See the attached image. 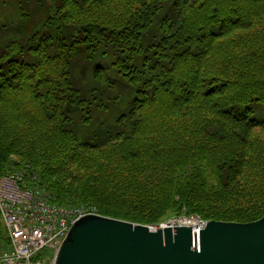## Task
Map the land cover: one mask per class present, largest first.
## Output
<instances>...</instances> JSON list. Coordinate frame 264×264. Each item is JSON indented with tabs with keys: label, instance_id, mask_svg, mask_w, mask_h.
Listing matches in <instances>:
<instances>
[{
	"label": "trees",
	"instance_id": "trees-1",
	"mask_svg": "<svg viewBox=\"0 0 264 264\" xmlns=\"http://www.w3.org/2000/svg\"><path fill=\"white\" fill-rule=\"evenodd\" d=\"M258 33L264 0H0V175L16 157L50 203L134 224L257 222Z\"/></svg>",
	"mask_w": 264,
	"mask_h": 264
},
{
	"label": "water",
	"instance_id": "water-1",
	"mask_svg": "<svg viewBox=\"0 0 264 264\" xmlns=\"http://www.w3.org/2000/svg\"><path fill=\"white\" fill-rule=\"evenodd\" d=\"M200 244L198 246L197 239ZM54 264H264V217L254 223L150 227L86 216L75 223Z\"/></svg>",
	"mask_w": 264,
	"mask_h": 264
},
{
	"label": "built area",
	"instance_id": "built-area-1",
	"mask_svg": "<svg viewBox=\"0 0 264 264\" xmlns=\"http://www.w3.org/2000/svg\"><path fill=\"white\" fill-rule=\"evenodd\" d=\"M19 177L0 179V219L10 239V251L0 253V264H44L42 250H57L72 225L94 211L50 207L21 186Z\"/></svg>",
	"mask_w": 264,
	"mask_h": 264
},
{
	"label": "rangeland",
	"instance_id": "rangeland-1",
	"mask_svg": "<svg viewBox=\"0 0 264 264\" xmlns=\"http://www.w3.org/2000/svg\"><path fill=\"white\" fill-rule=\"evenodd\" d=\"M252 37H249V38H247L246 40H244V42H246L247 40H251V41H253L254 42V46L251 48V49H249V51H250V55H256V57H259V55H261L262 54V49L264 48V42L261 40L262 39V36H264V35H261L260 33H258V34H252L251 35ZM247 48V46L246 45H244L243 43L241 44V49L242 50H244L245 51V49ZM99 65V64H98ZM102 66H107L106 65V63L105 62H103V60H102V64H101V67H100V69H105V68H102ZM92 69V64L90 65V68H89V70H91ZM111 71H115L116 72V70L113 68V66L112 65H110V69H109V72H111ZM114 79L116 80V85H118L119 86V90L123 93V95H124V97H125V99L127 100V101H129V102H132L133 100H134V96H133V90H132V88H131V85H127V86H125L126 85V81H123L119 76H117V75H114ZM125 84V85H124ZM115 85V86H116ZM130 88H131V90H130ZM112 94H114L115 95V93L114 92H112ZM155 128H158L157 126H155ZM42 129H44V128H42ZM168 133V135H173V133L171 132V130H169V129H166V128H162V129H159V131H157V135H159V136H161L163 133ZM117 149V148H116ZM115 149V150H116ZM115 150L113 151V152H109L108 154H111V155H113L114 157H116V156H118V155H120V153L119 152H115ZM146 155H148V156H151V158H150V160H151V162H153L154 160H155V158L157 159V157H156V155H155V152H153V150H148V151H146V153H145ZM11 160H12V158H11ZM16 161H18V159L16 158V157H13V166L15 167V168H13V169H10V167L8 168V170H7V172H9L8 174H5V175H0V179H5V178H7V179H10L11 177H19V179H21L22 178V176L23 175H26L28 172H31L32 170H31V168H30V165H24V166H22V167H20L19 169L16 167V165L18 164ZM19 163H20V161H19ZM72 166H73V163H72ZM28 175V174H27ZM29 181V183H33V185H39L40 183H34L32 180H28ZM26 184V183H25ZM27 189H29L31 192H39V193H43L44 194V192L41 190V189H39V188H37V187H33V188H30V187H28L27 186ZM83 206H77V207H73V208H82ZM151 208H153V207H151ZM97 214H99L98 213V211H96L93 215H97ZM92 215V216H93ZM263 218V217H262ZM261 218V219H262ZM187 219V220H186ZM186 219H184V218H178V219H176V218H174V217H172L171 219H169L167 222L168 223H172V222H174V223H176V225H179V224H186V223H189V221L188 220H191V219H197V220H200L198 217H195V216H191V217H187ZM260 219V220H261ZM180 221V222H179ZM259 221V220H258ZM127 222V221H126ZM167 222H165V223H162L160 226H158V228H160L161 226H163V225H166V224H168ZM177 222H179V223H177ZM199 223H200V225H201V223H208V222H206V221H198ZM211 222V221H210ZM215 222V221H214ZM130 223V222H129ZM222 223H226V222H222ZM132 224H134V223H132ZM236 224H239V223H236ZM248 224V223H247ZM134 225H140V226H146V227H150V228H155V227H152V226H147V225H141V224H134ZM186 226H188V225H186ZM6 241H5V230H4V228L0 225V247H2V249H1V251H8V247H7V243H5ZM44 255H45V257H49L50 259H52L53 258V256H54V251H52V250H49V249H47V250H45L44 251ZM44 257V258H45ZM48 262L46 261V264H47Z\"/></svg>",
	"mask_w": 264,
	"mask_h": 264
},
{
	"label": "bare ground",
	"instance_id": "bare-ground-1",
	"mask_svg": "<svg viewBox=\"0 0 264 264\" xmlns=\"http://www.w3.org/2000/svg\"><path fill=\"white\" fill-rule=\"evenodd\" d=\"M34 193H35V195H36L38 198L43 199V200L45 201V203L48 204L50 207H54V208H57V209H60V210H62V209H64V208L66 207V206H59V205H55V204L50 203V202L47 200V198L45 197V195H44L43 193H39V192H34ZM83 211H85V212H86V211H89V207H87V206H83ZM78 221H79V220H78ZM78 221H76L75 223H77ZM188 221H189V223H186V224H187V225H190L191 227H193L195 233H197V235H199L201 229H203V224H205V223H202V224L200 225V223L198 222L197 219H191V220H188ZM75 223H74V224H75ZM74 224H73V225H74ZM201 226H202V227H201ZM204 226H205V225H204ZM151 230L157 232V231L160 230V228H151ZM197 243H198V246H199V244H200L199 237H198V239H197ZM58 252H59V251H58ZM52 264H54V262H53Z\"/></svg>",
	"mask_w": 264,
	"mask_h": 264
}]
</instances>
